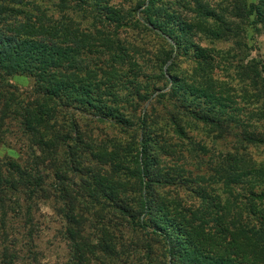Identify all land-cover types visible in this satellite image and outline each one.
<instances>
[{
  "label": "trees",
  "instance_id": "trees-1",
  "mask_svg": "<svg viewBox=\"0 0 264 264\" xmlns=\"http://www.w3.org/2000/svg\"><path fill=\"white\" fill-rule=\"evenodd\" d=\"M159 2L0 0V83L10 90L5 109L8 114L15 111V119L38 148L39 162L54 165L57 185L65 186L59 190L67 205L65 236L79 264H91L97 248L92 250L75 238L82 233L77 227L83 220L76 216L77 203L82 212L99 207L123 222V228H94L100 236L99 248L104 247L110 259L108 264H131L132 237L138 231L158 239L167 264H264V163L240 148L212 152L194 137V133H204V140L213 138L218 143L229 140L231 134L224 129V120L212 117L223 107H209L205 101V107L198 110L165 91L167 83L185 87L172 70L186 57L182 56L186 49L181 45L175 49L166 38L173 26ZM192 5L202 12V21L224 19V12L205 0H189L187 6ZM232 5V15L241 20L246 33L249 25L258 27L264 22V0H232ZM226 25L222 28L229 32L232 28ZM131 32L133 39L127 36ZM154 43L152 48L158 49L152 51L149 45ZM212 57L215 67V57L223 58ZM191 59L199 68L205 62L199 56ZM86 63L95 64V70ZM100 64L104 68L99 71ZM253 64L255 96L251 98L248 91L243 99L254 105L262 101L264 112V66ZM12 76L35 78L37 99L20 103L6 80ZM160 81L166 83L163 88L157 85ZM101 84L117 88V100L106 95L116 110L105 107L93 115L98 126L108 125L110 134L116 133L108 142L107 137L95 140L82 130L78 115L85 110L75 106V101L92 106L93 99L87 98L94 95L88 88ZM228 87L213 84L208 91L218 90L222 98ZM78 89L83 96L71 101L68 94ZM247 141L264 145V138L256 136ZM161 155L172 166L164 168ZM205 162L215 164L209 176L199 173ZM21 165L13 158L3 163L1 170L7 171H0V196H45L42 170ZM82 171L88 178L80 185ZM79 187L80 193L75 194L80 200L71 199V189ZM174 187L190 188L188 194L197 196L199 205L188 206L178 193L173 197L164 191ZM148 253L147 261L155 264L152 245ZM97 263L107 264L102 258H96Z\"/></svg>",
  "mask_w": 264,
  "mask_h": 264
},
{
  "label": "rangeland",
  "instance_id": "rangeland-1",
  "mask_svg": "<svg viewBox=\"0 0 264 264\" xmlns=\"http://www.w3.org/2000/svg\"><path fill=\"white\" fill-rule=\"evenodd\" d=\"M188 1L160 0L159 2L160 7L165 10L166 17H169L167 21L171 24L170 26H173V30L166 35V38L175 49L177 45L186 49L182 51L184 54L182 56L186 57L180 58L175 69L172 70V74L178 76L185 83V87L178 86L175 88L173 83H167L165 91L173 92L176 97L183 99L185 104L189 103L191 107L198 110L205 107V101L208 102L209 107H223L221 112L214 113L212 117L218 121L224 120V129L231 134L229 140L215 143L213 138L204 140L207 138L204 133H194V137L198 141H204L205 144H208L212 152H236V148H240L245 152V155L258 163H264V145L257 146L247 141V138L251 136L264 138L262 101L256 100L259 105H254L250 104L252 100L243 99V95H247L248 91H250L251 98L255 96L254 84L256 83L253 81L252 70L250 69L254 65L253 62L259 64V67L264 66V22L258 24V27L249 25L246 33L241 20L232 15V0H205L213 8L223 11L224 19L202 21V12L194 5L187 6ZM248 1L249 3L256 2V0ZM227 23L232 28L229 32L222 28V26H227ZM127 36L129 39H133L134 33L131 32ZM156 44L149 45V49L157 50V46L152 48ZM199 50H205V53L198 55ZM213 55L223 56L221 59L215 57L218 63L216 67L210 61ZM195 56L205 58V62L200 68L191 59ZM85 66H89L91 69L96 68L95 64L92 63H86ZM244 66L245 68L241 69ZM102 68L104 66L100 64L98 70L100 71ZM6 80L9 86L15 88L13 91L19 97L20 103L37 99L35 78L12 76L7 77ZM133 80L131 78L130 82ZM165 84L160 81L157 85L163 88ZM213 84L229 86L222 94V98H219L218 90L216 92L208 91L209 87L212 89ZM9 86L6 85V87ZM88 89L94 97L87 98V100L92 102L93 99V105L86 107L82 101H75L76 107L85 110L84 113L78 115V121L82 130L91 134L95 140L107 137L106 142H108L107 140L116 133L110 134L111 127L108 125H106L107 127L98 126L94 122L93 115L101 113L105 107H113L116 110L115 104L109 103L112 99L106 95H111L117 100L116 95H114L117 88L101 84L98 87L92 86ZM77 91L79 92L69 93L67 97L71 101L75 98H81L83 96L82 91L80 89ZM9 92L10 90L0 83V171H7L4 167L1 170V166L11 158L19 161L21 166L42 170L46 195L31 196L25 193H10L4 197L0 196V264H79L76 261V250L73 249L72 243L65 236L66 223L63 215L67 205L62 201L63 195L59 193V190H64L65 186L57 185L59 182L58 173L54 165L50 163L42 165L39 162L37 159L40 156L38 148L33 147L32 141L24 133L20 122L15 119V111L8 114L9 111L5 109L7 101L5 97L8 96ZM207 97H209L208 100ZM87 100L84 101L88 102ZM159 109L157 108V111H160ZM244 120H248L246 125L242 123ZM157 122L159 123V121ZM228 131L225 133L229 134ZM161 159L164 168L172 166V163L165 160L162 155ZM63 161L65 162L64 158ZM180 162L182 163V161ZM214 167V163L205 162L199 173L209 176L213 174L210 168ZM66 174L69 178L76 176L69 172ZM78 176L80 185L82 179L88 178L84 171L80 172ZM80 190V187L78 189L72 188L71 199L80 200V197L75 194V192L80 193ZM188 190L190 188L187 189V187L178 190L175 187L164 189L173 197L175 193H178L188 206H198L200 199L197 196H190ZM76 205L78 206L75 210L76 216L83 217V220H79L81 226L77 227V232H82L80 236L75 237L77 242L81 245H88L92 250L96 247L97 249L94 250L96 258H102L108 264L110 259L107 258L104 247L99 248L100 236L94 228L98 230L104 227L114 228L115 226L123 228V222L118 215L115 216L111 211H104L103 208L97 207L95 210L82 212L80 211L81 204L77 203ZM108 220L112 223L108 224ZM82 223L85 225L82 226ZM149 235L148 232L138 231L132 237L134 249L131 252L133 254L130 259L131 264H137V262L149 264L147 261L149 245H152L155 250V264H167L165 248L159 245L158 239ZM118 251L124 252L120 248ZM96 258L90 260V263L96 264ZM114 262L121 264L122 261Z\"/></svg>",
  "mask_w": 264,
  "mask_h": 264
}]
</instances>
